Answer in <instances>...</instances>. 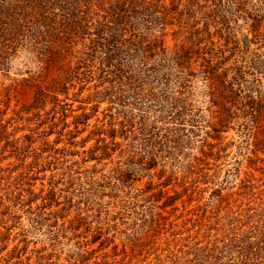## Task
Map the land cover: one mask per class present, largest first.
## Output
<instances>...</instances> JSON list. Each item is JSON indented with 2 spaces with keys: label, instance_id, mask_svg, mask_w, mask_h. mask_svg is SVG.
Returning <instances> with one entry per match:
<instances>
[{
  "label": "rangeland",
  "instance_id": "374dc122",
  "mask_svg": "<svg viewBox=\"0 0 264 264\" xmlns=\"http://www.w3.org/2000/svg\"><path fill=\"white\" fill-rule=\"evenodd\" d=\"M230 1L142 0L161 24L105 60L92 29L48 53L1 33L0 264H218L261 237L264 0Z\"/></svg>",
  "mask_w": 264,
  "mask_h": 264
},
{
  "label": "trees",
  "instance_id": "16d2710c",
  "mask_svg": "<svg viewBox=\"0 0 264 264\" xmlns=\"http://www.w3.org/2000/svg\"><path fill=\"white\" fill-rule=\"evenodd\" d=\"M94 2L95 10L91 7ZM244 5V0H232L229 7L234 3ZM142 0H34L27 1V11H21L22 14L15 13V10L10 14L4 15V21H0V35H4L10 39L7 33H18L23 38L29 36L33 39L32 44H39L43 48L46 47L47 53L53 48V43L61 38L59 34L78 33V30L92 29L93 36L89 37L88 51L84 54L87 57L94 54L99 56L100 60H105L106 54L100 52L102 49L109 52V44L121 43L118 38L121 32L136 31L142 26L154 23H160L161 18L151 8V4L142 6ZM102 5V6H101ZM170 12V10L168 11ZM167 16V15H166ZM4 33V34H1ZM110 38V41L108 40ZM7 39V38H6ZM230 39V36L228 37ZM228 42H230L228 40ZM2 44H0V53L4 52ZM183 54L175 51L172 54V59L179 63L183 59ZM48 62V60H47ZM181 65V64H180ZM211 70V69H210ZM264 76V61L262 70ZM239 72H235L237 74ZM226 90H231L225 87ZM229 93L228 97H231ZM222 95V94H221ZM219 96V95H218ZM251 116L254 119L261 115L264 117V95L263 102L261 99L251 101ZM224 108V106L222 105ZM226 110H229L226 108ZM226 112V111H225ZM223 121L222 117L215 124H220ZM214 127V125H213ZM220 127V126H218ZM215 131L218 128H214ZM259 133L255 135V143L263 147L264 152V126L263 138H258ZM258 230L261 237L254 242L253 246H247L244 242L243 249L236 248L235 239H229V242H222V246L217 249L218 255L213 257V261L225 260L226 264H264V215L258 218ZM246 241V240H245ZM250 248V249H249ZM234 250V251H233ZM214 254H217L213 251ZM233 253V255H232Z\"/></svg>",
  "mask_w": 264,
  "mask_h": 264
}]
</instances>
